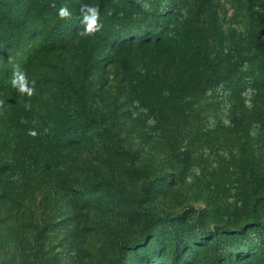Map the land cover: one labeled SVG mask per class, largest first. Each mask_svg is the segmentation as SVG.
Instances as JSON below:
<instances>
[{"label": "rangeland", "instance_id": "374dc122", "mask_svg": "<svg viewBox=\"0 0 264 264\" xmlns=\"http://www.w3.org/2000/svg\"><path fill=\"white\" fill-rule=\"evenodd\" d=\"M0 264H264V0H0Z\"/></svg>", "mask_w": 264, "mask_h": 264}, {"label": "trees", "instance_id": "16d2710c", "mask_svg": "<svg viewBox=\"0 0 264 264\" xmlns=\"http://www.w3.org/2000/svg\"><path fill=\"white\" fill-rule=\"evenodd\" d=\"M112 135H113V137H114V139H115L116 146H117L120 150H122V151H124V152H128L129 149H128V147H127L126 145L123 144V142H122V138H121L120 134H118V133H116V132H113Z\"/></svg>", "mask_w": 264, "mask_h": 264}]
</instances>
